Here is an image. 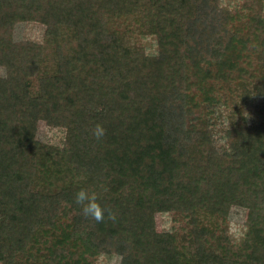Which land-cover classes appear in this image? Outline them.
<instances>
[{
    "label": "trees",
    "instance_id": "16d2710c",
    "mask_svg": "<svg viewBox=\"0 0 264 264\" xmlns=\"http://www.w3.org/2000/svg\"><path fill=\"white\" fill-rule=\"evenodd\" d=\"M263 1L0 0V264H264ZM23 22L39 41L14 38ZM40 121L59 143L36 138ZM81 187L102 221L75 204ZM165 211L178 227L153 230Z\"/></svg>",
    "mask_w": 264,
    "mask_h": 264
},
{
    "label": "rangeland",
    "instance_id": "374dc122",
    "mask_svg": "<svg viewBox=\"0 0 264 264\" xmlns=\"http://www.w3.org/2000/svg\"><path fill=\"white\" fill-rule=\"evenodd\" d=\"M215 2H220L223 5H226L228 2L233 0H213ZM264 3V1H263ZM264 12V10H263ZM43 32V26L38 22H26L20 23L15 26L14 29V38L15 39H28L33 41H39L41 39ZM148 51L153 52V41L151 38L145 40ZM144 42V43H145ZM236 74H238V78L236 81L242 86L248 88V91L251 92L253 90V86L257 76L254 75V72L236 69ZM3 68H0V74H3ZM251 88V89H250ZM254 96V95H253ZM260 97H256V99L252 98L250 111L248 109H244L243 112L248 110V113L251 117H255L258 113L261 112L259 109ZM243 116L246 114L243 113ZM228 112L224 110H218L215 114V131L212 137V146L215 148L220 147L224 144L223 133L225 127L227 126L226 118H228ZM237 120H240L237 115ZM240 125H244V123L240 120ZM35 136L40 140H48L50 142L59 143L63 137V131L59 128H50L44 124V122L40 121L35 127ZM244 220H245V209L238 206L230 207L226 216L223 218L224 227L226 229V234L232 240H239L242 238L244 231ZM180 222L177 220V216L170 212H155L152 216H150L149 226L155 231H166L171 228L178 227ZM94 264H120V255L117 253H112L110 255H101L99 256Z\"/></svg>",
    "mask_w": 264,
    "mask_h": 264
},
{
    "label": "clouds",
    "instance_id": "9594fccd",
    "mask_svg": "<svg viewBox=\"0 0 264 264\" xmlns=\"http://www.w3.org/2000/svg\"><path fill=\"white\" fill-rule=\"evenodd\" d=\"M105 128L102 124L97 123L92 129V135L100 139L105 134ZM74 202L80 207L81 212L85 216H89L96 221L104 219L105 208L100 204L98 193L95 190H89L81 187L74 194ZM108 217L112 220L116 219L115 213L109 211Z\"/></svg>",
    "mask_w": 264,
    "mask_h": 264
}]
</instances>
